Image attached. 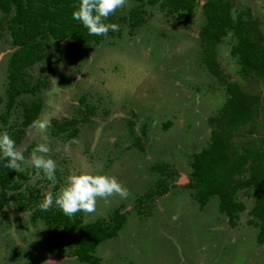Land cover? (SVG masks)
<instances>
[{
  "label": "rangeland",
  "instance_id": "obj_1",
  "mask_svg": "<svg viewBox=\"0 0 264 264\" xmlns=\"http://www.w3.org/2000/svg\"><path fill=\"white\" fill-rule=\"evenodd\" d=\"M196 1L189 25L184 26L165 13L159 2L144 4L141 22L131 24L127 14L135 3L127 0L111 14L126 17L115 23L119 33L84 45L72 56L63 43L59 49L51 44L50 54L27 69L30 84L43 80L49 67L53 74L47 76L46 87L17 99L11 122L19 121L21 101L41 100L42 111L34 122L46 119L48 127L40 131L33 122L18 148L31 146L24 155L27 160L37 145L46 144L47 158L55 161L60 183L54 188L56 182L35 173L19 189L6 191L0 210V264H43L48 259L57 264H91L78 260L71 248L52 247L44 222L32 220L31 208H16L18 191L26 186L38 188L42 201L48 192L55 198L64 178L80 171L112 176L128 191L126 198L98 199L94 213L80 212L85 223L98 218L112 223L114 212L124 217L117 234L96 247L99 264H264V243L256 242L258 227L253 223L258 220L250 214L258 188L237 189L233 198L244 207L230 222L220 212L216 195L200 205L191 184L192 156L209 143L216 129L210 117L217 116L227 95L200 59L198 31L205 0ZM233 4L235 15L238 9L250 8L264 31V0H233ZM231 34L216 47L218 64L229 77L260 92L262 101L264 82L247 81L241 75L230 52L235 43ZM15 48L4 28L0 112L5 109L6 61ZM62 76L70 80L68 84ZM81 97L95 107L90 119L77 124L72 138L64 132L61 137L53 135L51 121L79 115L84 107ZM259 121L253 122L257 128ZM165 122H170L167 129ZM244 134L239 132L236 141H244ZM258 135L251 132L249 137ZM28 166L24 163L22 169ZM248 176L246 171L242 178Z\"/></svg>",
  "mask_w": 264,
  "mask_h": 264
},
{
  "label": "trees",
  "instance_id": "obj_2",
  "mask_svg": "<svg viewBox=\"0 0 264 264\" xmlns=\"http://www.w3.org/2000/svg\"><path fill=\"white\" fill-rule=\"evenodd\" d=\"M135 3L127 19L131 24L141 22L140 13L144 12V4H155L175 21L184 26L189 25L190 12L194 10L196 0H131ZM79 0H0V38L3 29H7L10 43L16 48L6 61V86L4 111L0 112L2 126L0 133L8 132L9 136L20 146L25 129L40 115L43 103L41 100L21 101V112L18 122H11L10 116L17 99L26 93L37 91L47 86V76L53 74L48 68L43 80L30 84L26 77L28 68L43 60L52 51L51 44L59 49L61 44L67 47L70 55L76 54L84 45L99 43L107 37L119 33L110 30L107 36L90 35L80 21L74 20L72 13L77 10ZM204 21L199 27L200 59L207 70L214 74L220 84L224 85L226 99L217 116L210 121L216 126L210 134L209 143L195 152L190 161L191 184L196 189L200 205L206 204L209 197L219 198L220 212L228 216L231 222L236 212L243 210L244 204L236 202L233 195L237 189L253 186L259 192L250 209L258 221L256 242L264 243V97L260 101V92L248 89L238 80L229 77L220 68L216 58V47L223 42L229 32L235 39L231 54L237 58L241 75L247 81L264 82V31L259 28L260 20L250 8L238 9L235 15L233 0H205L202 4ZM110 15L105 23H118L126 17ZM64 78L66 84L69 79ZM84 106L79 115L55 119L50 123V132L57 137L66 133L67 138L77 135L79 122H87L95 111V107L86 102L85 97L79 99ZM79 108V107H78ZM255 118L260 121L258 128L253 124ZM170 122L164 123V129ZM259 128H261L259 130ZM244 130L245 140L236 141L237 135ZM251 132L258 136L249 137ZM263 135H262V134ZM248 134V135H246ZM31 146L23 150L30 153ZM8 163L0 153V210L6 203V191L19 189L23 182L37 173L31 165L20 172L7 168ZM248 178L243 179L245 172ZM43 176V174L41 173ZM47 182L49 181L43 176ZM57 178L54 188L58 187ZM16 208H31L32 220L41 219L49 234V243L60 249L68 247L78 260L91 264H99L100 258L95 255L96 247L109 238L114 237L123 226L124 217L114 212L110 222L95 219L83 222L80 212L66 216L55 204L48 211L39 207L42 193L35 186H26L18 191ZM26 193V196H25Z\"/></svg>",
  "mask_w": 264,
  "mask_h": 264
},
{
  "label": "clouds",
  "instance_id": "obj_3",
  "mask_svg": "<svg viewBox=\"0 0 264 264\" xmlns=\"http://www.w3.org/2000/svg\"><path fill=\"white\" fill-rule=\"evenodd\" d=\"M126 3L127 0H79L78 8L73 11L72 16L74 20L82 23L90 35L107 36L110 30L116 31L119 26L104 21ZM54 81L56 82L55 79ZM34 126L40 131H45L48 120L36 121ZM49 151V147L41 143L26 160L23 151L17 148L16 142L8 132L0 133V153L8 160L5 165L7 168L20 172L23 170L22 164L28 163L37 170V175L42 173L55 184L56 163L53 159L47 158ZM127 195V189L112 176L90 171L72 172L64 178V183L55 198L51 192L46 193L39 207L42 211H48L55 204L66 216H73L77 212L91 214L96 211L98 199L107 201L113 196L126 198ZM43 264H57V262L48 259Z\"/></svg>",
  "mask_w": 264,
  "mask_h": 264
}]
</instances>
